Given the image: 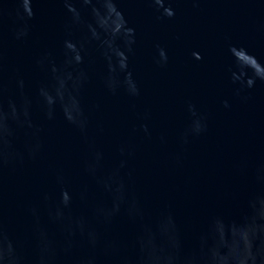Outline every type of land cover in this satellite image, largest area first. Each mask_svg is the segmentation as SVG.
I'll use <instances>...</instances> for the list:
<instances>
[{"label":"water","instance_id":"obj_1","mask_svg":"<svg viewBox=\"0 0 264 264\" xmlns=\"http://www.w3.org/2000/svg\"><path fill=\"white\" fill-rule=\"evenodd\" d=\"M0 264H264V0H0Z\"/></svg>","mask_w":264,"mask_h":264}]
</instances>
